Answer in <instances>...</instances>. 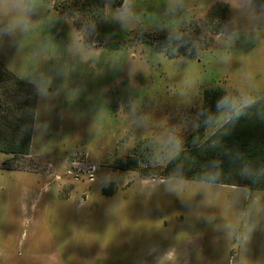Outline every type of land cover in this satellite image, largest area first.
Wrapping results in <instances>:
<instances>
[{
    "label": "rangeland",
    "instance_id": "obj_1",
    "mask_svg": "<svg viewBox=\"0 0 264 264\" xmlns=\"http://www.w3.org/2000/svg\"><path fill=\"white\" fill-rule=\"evenodd\" d=\"M127 3L121 18L125 0H106L95 24L35 0L29 25L0 35V63L36 92L21 100L29 155L0 153V264H264V191L186 180L176 193L172 159L153 163L170 130L180 154L198 138L207 90L264 98V7ZM129 159L138 169H119Z\"/></svg>",
    "mask_w": 264,
    "mask_h": 264
},
{
    "label": "trees",
    "instance_id": "obj_2",
    "mask_svg": "<svg viewBox=\"0 0 264 264\" xmlns=\"http://www.w3.org/2000/svg\"><path fill=\"white\" fill-rule=\"evenodd\" d=\"M56 7L71 17H85L96 24L105 12L106 0H54ZM256 5L264 7V0H253ZM36 98L33 87L11 73L0 63V153L14 156L29 155L32 132L33 111L24 110L31 106L29 101L21 102L28 96ZM230 96L223 89L207 90L202 128L198 138L190 143L185 153L172 159L164 177L182 174L185 180L203 182L213 161L219 162L220 179L216 185L245 188L251 191H264V98L244 109L239 119L227 121L222 128L204 142L205 130L209 117L216 118V101ZM6 100V98H8ZM231 97V96H230ZM20 98L18 104L15 103ZM15 103V105H13ZM12 104V105H11ZM15 113L22 118L13 120ZM139 162L129 159L121 162V170H137ZM247 166L254 174L250 179L241 174ZM245 181H249L244 186Z\"/></svg>",
    "mask_w": 264,
    "mask_h": 264
},
{
    "label": "clouds",
    "instance_id": "obj_3",
    "mask_svg": "<svg viewBox=\"0 0 264 264\" xmlns=\"http://www.w3.org/2000/svg\"><path fill=\"white\" fill-rule=\"evenodd\" d=\"M252 0H248L251 4ZM35 6V0H0V14L7 18V22L2 28H0V35H12L17 29L26 28L30 24V14L32 13ZM128 8L127 0L121 9V18L124 17ZM176 39H182L177 36ZM254 103L251 97H230L223 96L216 101L215 107L217 113L226 114L227 121H233L243 116L244 109L250 107ZM215 119L209 117L205 120V123H214ZM163 155H157L153 160V163H160L164 159H175L179 156L182 151V141L179 136L175 134L173 130H170L164 138ZM210 170L203 177V182L207 185L215 184L220 179V172L214 171L218 169L219 162L213 161L209 165ZM241 174L253 179L254 174L245 166ZM187 181L184 179L182 174H177L168 178L167 186L170 190L179 193L187 185ZM254 204H259V200H254ZM230 227V226H229Z\"/></svg>",
    "mask_w": 264,
    "mask_h": 264
},
{
    "label": "crops",
    "instance_id": "obj_4",
    "mask_svg": "<svg viewBox=\"0 0 264 264\" xmlns=\"http://www.w3.org/2000/svg\"><path fill=\"white\" fill-rule=\"evenodd\" d=\"M233 242H234V245L235 246H237V248H238V240H236V237L233 239ZM261 245V241H259V244H257V246L255 247V249L257 248V249H260V246ZM235 251V250H234ZM232 259V258H231ZM255 261L257 262V263H260V262H262L263 261V259H261V256L260 257H258L257 256V254H255ZM229 264H230V262H229ZM234 264H240L239 262H238V259H237V262H235V259H234Z\"/></svg>",
    "mask_w": 264,
    "mask_h": 264
}]
</instances>
